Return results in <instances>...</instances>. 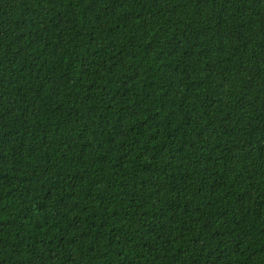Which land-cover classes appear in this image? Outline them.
Returning a JSON list of instances; mask_svg holds the SVG:
<instances>
[{"label":"trees","instance_id":"trees-1","mask_svg":"<svg viewBox=\"0 0 264 264\" xmlns=\"http://www.w3.org/2000/svg\"><path fill=\"white\" fill-rule=\"evenodd\" d=\"M0 264H264V0H0Z\"/></svg>","mask_w":264,"mask_h":264}]
</instances>
